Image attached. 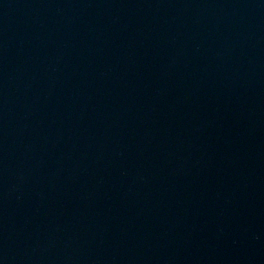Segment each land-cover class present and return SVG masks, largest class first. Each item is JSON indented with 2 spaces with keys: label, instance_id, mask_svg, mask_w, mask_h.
Returning <instances> with one entry per match:
<instances>
[{
  "label": "water",
  "instance_id": "95a60500",
  "mask_svg": "<svg viewBox=\"0 0 264 264\" xmlns=\"http://www.w3.org/2000/svg\"><path fill=\"white\" fill-rule=\"evenodd\" d=\"M0 264H264V0H0Z\"/></svg>",
  "mask_w": 264,
  "mask_h": 264
}]
</instances>
